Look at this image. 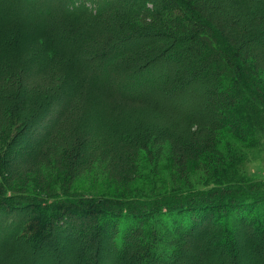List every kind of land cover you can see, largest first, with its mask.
<instances>
[{
  "label": "rangeland",
  "instance_id": "1",
  "mask_svg": "<svg viewBox=\"0 0 264 264\" xmlns=\"http://www.w3.org/2000/svg\"><path fill=\"white\" fill-rule=\"evenodd\" d=\"M192 1L264 83V0ZM109 2L107 19L82 28L68 15L67 0H0V180L5 184L0 185V264L126 263L112 249L118 226L81 215L62 218L44 243L35 242L26 226L37 199L65 193L75 201L96 197L125 203L182 187L264 184L263 133H242L243 140L219 133L216 149L224 163L215 169L191 160L201 153L191 134L207 138L209 125L235 102L214 88L216 57L202 58L195 42L163 36L155 24L135 19L123 25L140 0ZM160 3L166 5L159 4L160 14L175 17L174 5ZM72 29L85 39L70 36ZM42 37L65 58L76 56L78 74L60 55L44 63ZM144 68L155 73L152 80L140 75ZM238 96L249 100L242 85ZM7 198L13 205L2 204ZM130 222L127 216L119 224ZM211 234L188 242L186 255L194 256L187 264H204L216 253L209 246ZM250 239L264 255V233H251ZM224 256L216 261L229 260Z\"/></svg>",
  "mask_w": 264,
  "mask_h": 264
},
{
  "label": "trees",
  "instance_id": "2",
  "mask_svg": "<svg viewBox=\"0 0 264 264\" xmlns=\"http://www.w3.org/2000/svg\"><path fill=\"white\" fill-rule=\"evenodd\" d=\"M67 1L68 15L75 18L77 25L82 28L86 24L94 28L100 21L107 19L110 10L113 9L109 0ZM161 1L140 0L141 6H136L134 13L126 14L123 25L129 27L126 21L133 22L135 19L145 21L149 26L155 24L160 29L158 33L163 36L172 35L184 39L183 41L195 42L198 49H202L200 53L202 58L207 55L216 57L214 64L217 71L211 73L215 76L214 88L235 98V102L223 112V117L214 125H209L210 133L207 138H197L196 135L191 134L195 136L191 141H194L195 146L201 151L191 160L201 161L208 164V168L215 169L224 163L219 158L221 153L216 149L219 133L228 134L238 140H243L242 133L264 134V83L247 68L239 57L236 46H230L218 29L200 14L196 2L166 0L168 6L174 5L177 10L175 17H170L167 12L164 15L159 13L163 6ZM241 4L247 6L246 1H242ZM165 7L166 5L163 6ZM260 19L263 20V12L260 14ZM92 28L88 29L90 33L93 32ZM0 30L3 32V28ZM73 30L70 31V36L74 34L78 37L79 35ZM39 40L40 51L47 60L45 64H51L60 55L58 59H65L66 67H69L70 71L76 70L72 60L76 56L68 54V58H65L66 56L52 48L47 38L42 37ZM189 44L192 46L193 43ZM1 45L0 40V50ZM258 46L260 44L257 42L256 47ZM130 54L132 53L113 56L110 58V63L116 65ZM76 72L78 74V70ZM140 75L146 79L150 77L149 80H152L155 73L149 68H144ZM160 80L158 84L164 81L162 78ZM240 85L249 100L239 98ZM152 87L150 90L154 89ZM96 91L91 93L88 91V93L92 94ZM99 95L102 96L103 92ZM237 97L239 99L236 101ZM124 100L128 102L130 99L124 98ZM209 171L214 173L216 170ZM0 185L5 187L3 179L0 180ZM2 191L5 192V189L2 188ZM34 199L33 201H36V198ZM41 200L44 201L39 203L37 199V203H34L36 214L30 218L26 226L32 233L33 240L39 244L46 241L52 226L57 225L62 218L81 215L98 223L107 222L108 227L110 223L118 226L112 249L120 260L126 262L125 264H187L188 256H194L193 253L186 255L190 250L187 249L188 242L195 235L200 236L206 231H210L214 239L209 246H214L217 251L212 253L209 259L204 260V264H264V255L258 254L259 245L252 243L250 239L251 233H256V237L264 233V184L239 182L206 190L182 187L166 190L163 194L126 200L125 203L96 197L75 201L68 198L65 193L57 194L49 200L47 198ZM14 202V199L7 198L2 204L11 206ZM127 216L132 222L122 224L120 227V219ZM205 237L207 235L203 238ZM242 243H245V246H242ZM223 252L229 260L216 261L215 257L224 256ZM247 253L250 255L241 257Z\"/></svg>",
  "mask_w": 264,
  "mask_h": 264
}]
</instances>
